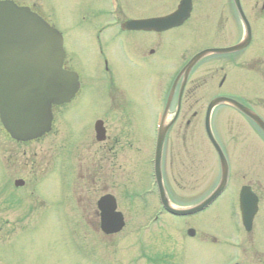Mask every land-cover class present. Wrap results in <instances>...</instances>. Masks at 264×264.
<instances>
[{
    "label": "rangeland",
    "instance_id": "obj_1",
    "mask_svg": "<svg viewBox=\"0 0 264 264\" xmlns=\"http://www.w3.org/2000/svg\"><path fill=\"white\" fill-rule=\"evenodd\" d=\"M120 1L127 16L145 18L168 13L175 6L176 0ZM208 1L194 0L191 19L175 31L178 34L165 36V41L172 46L157 60L143 59L140 49L142 44L126 46L123 42L118 46L122 41L120 37L124 35L116 34L113 30L102 36L105 40L112 38L107 44L110 45L108 50L112 56L113 84L118 89L111 99L108 92L107 105L102 85L107 75L98 56L97 25L108 18L99 13L100 0H26L29 4L35 3V8L40 10L48 22L66 36L68 66L79 74L82 91L81 96L71 105L55 110L54 129L40 140L24 144L14 142L5 137L0 123V264H178L179 260L181 264L179 258H183L185 253L189 254L186 264H226L231 261L234 250L232 246L238 237V231L233 227L238 228L239 225V217L234 215L237 189L246 183L243 182V176L247 178L246 181L248 176L253 179L251 183L254 186L264 187V138L261 140L237 113L230 110L220 109L213 124L227 142L233 170L231 185L204 217L199 218L198 222H192L199 225L198 237L191 239L187 236L185 220L166 215L163 223H157L148 232L147 244L138 240V233L142 232L140 226L148 223L159 209L157 193L147 196L144 193L145 197L141 198L140 194L148 189L153 178L155 120L152 113L160 105L161 97L168 88L166 84L172 76L171 72L177 68V57L182 52L187 53L188 58L200 49L224 46V43L229 44L237 39L232 33L224 37L222 32H218V36H214L212 20L215 16L211 18V15L212 12L216 15L223 4L222 0H214L212 5ZM256 29L257 35L264 37V21ZM262 45L264 47V40ZM133 49L138 51L131 52ZM254 50L253 46L248 52ZM214 60L211 57L204 60L202 70H219L222 62L218 59L215 63ZM222 75L220 73L215 78L213 92L218 89ZM105 85L108 87V84ZM261 86L264 87V83L261 82ZM261 86L260 90L263 89ZM210 88L208 86L207 89ZM111 107L132 121L125 128V135H131V141L117 149L118 167L113 168L105 163L104 169L91 168L95 166L92 159L96 148L90 144L83 149L81 164L78 165L79 173L75 178L77 165L72 162L80 149L78 145L71 144V130L74 128L76 131L73 138L81 139L80 143L83 144L92 133L97 117L117 116ZM121 109L127 110L124 112ZM202 113L201 123L194 127L195 138L186 144L188 152L191 148L197 151L198 167L194 176L199 186H185L181 181L184 172L172 165L173 160H176L175 165L180 163L176 156L179 150L182 153L185 150L181 137L178 136L176 140L174 133L171 134L165 148L164 167L167 166L168 181L174 185L173 181L181 173L180 182L183 185L169 187L175 189L176 199L185 200L179 202L187 204L195 198L198 200L205 197L216 186L220 175L217 155L206 137L204 139L205 111ZM172 116L170 113L168 120ZM114 123H109L111 133L118 134L120 128ZM177 128L181 130V127ZM246 128L251 130L248 138ZM239 131L246 137L245 141L243 135L235 138L233 132ZM65 146L73 157L65 164L67 174L63 178L64 164L58 157H62L61 152L65 151ZM100 147L97 144V163L100 161ZM115 175L118 177L116 184L113 182ZM186 176L188 178V173ZM97 177L101 178L98 184ZM17 178L24 179L28 188H16L13 182ZM37 183H42V186H35ZM33 186L36 192L39 187L38 192L46 197L43 203L31 198L34 195L27 190ZM75 193L79 210L73 207L77 204ZM106 193L116 196L119 209L127 221L124 231L114 236H105L95 217L96 202ZM146 197L147 201L142 203ZM79 212L83 213V219H88L89 223L79 219ZM90 217L95 218L93 223H90ZM261 219L264 220V209ZM162 232L165 233L164 237ZM208 232L218 241L207 239ZM228 238H232V243L227 242ZM162 245L165 253L159 251Z\"/></svg>",
    "mask_w": 264,
    "mask_h": 264
},
{
    "label": "water",
    "instance_id": "obj_2",
    "mask_svg": "<svg viewBox=\"0 0 264 264\" xmlns=\"http://www.w3.org/2000/svg\"><path fill=\"white\" fill-rule=\"evenodd\" d=\"M192 10V0H183L177 12L165 18L132 21L129 29L167 30L181 25ZM249 40V38H248ZM227 48L208 49L197 54L184 68L185 78L194 65L211 53H228L244 48L247 43ZM65 52L61 34L42 17L28 7H19L13 1H0V117L8 133L15 140L27 142L41 138L51 130L53 105L70 102L79 90V78L74 72L63 68ZM228 103L251 118L263 131L264 121L239 102L220 97L215 99L208 110L207 133L220 156L222 180L216 191L200 206L192 210L170 208L161 182V156L168 126L160 133L157 148L156 173L162 198L167 208L176 214H188L205 208L226 188L229 165L225 154L213 137L211 114L213 109ZM98 139L105 137L102 122L96 127ZM23 182H17L21 185ZM257 198L249 188L242 192V205L246 207L248 222L256 211ZM102 211V229L105 233L119 232L124 226L123 215L117 210V201L112 195L104 196L99 202Z\"/></svg>",
    "mask_w": 264,
    "mask_h": 264
},
{
    "label": "flooded vegetation",
    "instance_id": "obj_3",
    "mask_svg": "<svg viewBox=\"0 0 264 264\" xmlns=\"http://www.w3.org/2000/svg\"><path fill=\"white\" fill-rule=\"evenodd\" d=\"M223 3L225 4V8H224L225 14L222 17V21H221V24L223 27V35L224 37H227L230 35V33H232L233 35L237 36V39H235L232 43L227 45V46H232V45H235L237 43H241L242 41H244L247 35V29H246L245 22H243L239 14V10L235 3V0H223ZM240 4L250 22V29H251V34H252L251 43L247 49H250L252 46H254L256 47L257 54L247 55L246 51L242 52L244 51L242 50L240 51L241 53L239 54L237 53L236 55H227V58L224 61V65L222 66V70L225 73L224 81L222 82L223 87L227 86L230 72L236 69V67L238 68L251 67L252 68V67H255V66H252V64L264 63V51L262 50V46H263L262 41L264 40V37L262 35L261 36L257 35V29H256V27L259 24H261L262 21H264V0H240ZM99 13L103 15L104 17L109 18V20L112 22L110 24H104L103 22H99L98 24H103V27L98 30L99 34L97 36L98 37L97 40H99V42L101 43L100 52H101V56L103 57L102 60L104 64L105 73L112 80L114 79V71L112 68V61H111L112 56L108 50V47L110 45L107 44L111 42L112 38L105 40L102 37L103 35L104 36L106 35L107 31L113 30L116 34L124 35L123 37H120L122 41L118 43V46L122 45L123 42L125 43L126 46H131L134 43L142 44L140 45V49L142 51L143 59L146 61L157 60L159 58H162L165 55L166 41H165L164 36L166 33H170V35H173L174 34L173 31L175 29L167 31L165 33H154V32H146V31L121 32L120 30H121L122 24L127 22L128 20H131V18L130 16H127L122 11L120 12V15H119L120 20H119L118 16L116 14H112V12L110 11L109 1L107 0H101L100 6H99ZM117 19L119 21H117ZM231 24H232V27H231ZM137 51H138L137 49L131 50V52H134V53H136ZM199 71L200 70H196L190 74L186 82L185 88L183 90L181 102H180L181 104L179 108L180 113L178 117V122L180 121L181 124H185L186 127L188 128L191 127L193 119L198 116L199 114L198 111L205 110L210 99L213 98V93H212L213 92V79L212 77L211 78L205 77L206 75L205 72L200 71V73H198ZM256 71L260 72V70H256ZM182 81L183 80L181 78L176 87V92H175L176 107L178 106L177 100L180 94ZM244 85H245V81L242 82V79H238L237 82L235 80H231V86L233 87H240L241 90H245L246 86ZM208 86L211 88L207 89ZM228 90H230L229 86L226 87L225 94L227 95L230 93L228 92ZM201 91H202V96L200 97ZM238 96H240V98L245 99L244 94H240ZM256 100L259 101L258 98L256 99L249 98V100L247 101L250 105H252L253 103L257 105ZM121 110L126 111L127 109H121ZM115 111H119V110H115ZM105 122L107 125V130L109 132L107 120H105ZM128 124L129 122L127 121V119H124V118H121L120 121L116 122L117 127H121V126L128 125ZM108 136L110 138L108 137V141L103 144L104 146H102L103 148L101 152L99 153L100 161L98 163H97V148H96L94 152L95 155L93 156L94 158L92 159V161L95 163V166L91 168H97V164H100L102 167L101 169H104L105 163L112 165L113 168L118 167L117 145L119 144V142H122V138L123 137L126 138V136H123L117 133L113 135H110L109 133ZM95 143L97 142L95 141ZM95 143L93 144L94 146H96ZM107 143H110V144L106 145ZM80 154H81V151H79V153L73 158L72 163H75L77 165V169L75 171L79 170L78 165L81 164L80 161L82 159V156ZM62 155H63L62 161L64 165L66 164L67 161H69V159L73 157L69 151H64ZM77 158L79 159V162H76ZM194 162L196 163V157L193 158V162H192L193 165H194ZM91 168L88 167V169H91ZM87 178L89 179V177ZM113 180L115 181V176ZM248 185L252 187L253 191L259 198V210H258V213L254 221V228H255V225L257 227L258 219L262 215L263 207H264V195L262 194L263 187L254 186V184L251 182L248 183ZM260 190L262 193H260ZM95 212H96L95 217L97 219V216H98L97 210H95ZM197 215L199 214L193 215L194 220L197 219L196 217ZM81 216L84 217V215H81ZM93 219L95 218L90 217V221H92ZM261 225L264 228V223H261L260 226ZM255 233L256 231H252L248 233L250 237H246L247 245L245 243L244 246L242 247L245 261L243 263L239 262L238 264H264V229H262V231L259 233H256V234ZM257 234L258 236H256ZM250 247H253L252 253L249 250Z\"/></svg>",
    "mask_w": 264,
    "mask_h": 264
}]
</instances>
